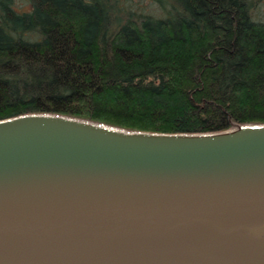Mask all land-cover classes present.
<instances>
[{
    "label": "water",
    "instance_id": "obj_1",
    "mask_svg": "<svg viewBox=\"0 0 264 264\" xmlns=\"http://www.w3.org/2000/svg\"><path fill=\"white\" fill-rule=\"evenodd\" d=\"M0 264H264V124L0 121Z\"/></svg>",
    "mask_w": 264,
    "mask_h": 264
},
{
    "label": "trees",
    "instance_id": "obj_2",
    "mask_svg": "<svg viewBox=\"0 0 264 264\" xmlns=\"http://www.w3.org/2000/svg\"><path fill=\"white\" fill-rule=\"evenodd\" d=\"M0 0V121L70 117L128 132L264 124V21L253 0Z\"/></svg>",
    "mask_w": 264,
    "mask_h": 264
},
{
    "label": "rangeland",
    "instance_id": "obj_3",
    "mask_svg": "<svg viewBox=\"0 0 264 264\" xmlns=\"http://www.w3.org/2000/svg\"><path fill=\"white\" fill-rule=\"evenodd\" d=\"M255 5L253 7V15L257 20L264 21V0H253ZM16 6L27 8L29 3L26 0H15ZM132 9L139 10L144 13L154 15L155 17H162L166 13L164 9L155 0H127Z\"/></svg>",
    "mask_w": 264,
    "mask_h": 264
}]
</instances>
